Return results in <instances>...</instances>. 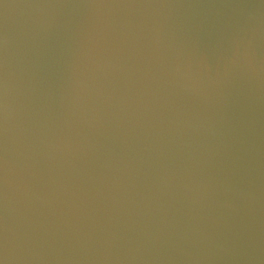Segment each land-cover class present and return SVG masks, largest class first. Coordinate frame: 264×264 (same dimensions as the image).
Listing matches in <instances>:
<instances>
[{"label":"water","instance_id":"obj_1","mask_svg":"<svg viewBox=\"0 0 264 264\" xmlns=\"http://www.w3.org/2000/svg\"><path fill=\"white\" fill-rule=\"evenodd\" d=\"M6 264H264V0H0Z\"/></svg>","mask_w":264,"mask_h":264},{"label":"snow or ice","instance_id":"obj_2","mask_svg":"<svg viewBox=\"0 0 264 264\" xmlns=\"http://www.w3.org/2000/svg\"><path fill=\"white\" fill-rule=\"evenodd\" d=\"M0 109H2V103H0ZM0 161H2V158H0ZM0 264H6L5 258L2 255H0Z\"/></svg>","mask_w":264,"mask_h":264}]
</instances>
